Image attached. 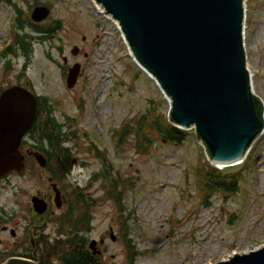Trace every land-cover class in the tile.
Here are the masks:
<instances>
[{
    "label": "rangeland",
    "instance_id": "374dc122",
    "mask_svg": "<svg viewBox=\"0 0 264 264\" xmlns=\"http://www.w3.org/2000/svg\"><path fill=\"white\" fill-rule=\"evenodd\" d=\"M11 4H0V89L30 86L36 96L48 100L76 161L62 188L70 194L78 187L88 201L93 200L88 238L89 243L96 242L101 264H127L126 240L138 253L134 264H216L264 243V131L247 155L253 160L242 171L239 191L226 198L215 194L210 205H201L192 168L198 158L207 159L193 131L182 145L166 144L153 133L146 154L136 151L131 136L127 143L117 144L122 126L135 127L143 116L146 123L157 114L167 117L170 110L156 83L135 64L118 27L99 14L92 0H11ZM14 6L31 23L32 9L46 6L48 19L35 24L62 23V29L45 41L35 40L26 29L31 36L28 59L13 42ZM244 9L246 67L264 118V0H245ZM8 47L13 55L6 54ZM74 47L79 49L76 57L70 54ZM62 58L83 66L72 89L66 87ZM97 151L106 153L113 173L134 184L123 196L122 214L112 200L103 199L101 180L92 181L103 168ZM35 163L23 177H11L15 187L0 186V209L14 206L17 189L26 217L31 196L51 191L48 173ZM58 212L61 215L63 209ZM45 226V232L52 234L53 221ZM0 239L12 242L1 231Z\"/></svg>",
    "mask_w": 264,
    "mask_h": 264
},
{
    "label": "water",
    "instance_id": "95a60500",
    "mask_svg": "<svg viewBox=\"0 0 264 264\" xmlns=\"http://www.w3.org/2000/svg\"><path fill=\"white\" fill-rule=\"evenodd\" d=\"M94 1L118 23L134 60L169 99L170 124L194 129L211 164L242 162L264 131L263 104L252 91L246 67L245 0ZM49 14L47 7L37 6L30 20L41 23ZM78 51L74 47L70 54L75 56ZM80 69L75 64L67 71L68 89L75 86ZM37 105L36 96L22 86H10L0 93V179L24 169L19 147L36 120ZM33 157L42 169L46 167L41 153ZM52 190L59 209L60 192L55 184ZM31 204L37 214L47 211V203L39 197H33ZM110 238L115 241L112 231ZM89 249L99 253L94 240ZM255 249L216 264H264V243ZM2 264L37 263L10 258Z\"/></svg>",
    "mask_w": 264,
    "mask_h": 264
},
{
    "label": "trees",
    "instance_id": "16d2710c",
    "mask_svg": "<svg viewBox=\"0 0 264 264\" xmlns=\"http://www.w3.org/2000/svg\"><path fill=\"white\" fill-rule=\"evenodd\" d=\"M11 4V0H0V4ZM32 6L29 7L31 9ZM14 22L16 32L13 34V42L18 51L22 52L24 58L28 59L31 53V36L25 33L26 29L34 34L35 40L45 41L62 29L60 20L43 25H36L29 21L28 16L14 6ZM13 55L12 47L6 49V54ZM7 62L6 70L8 69ZM2 91V89H0ZM143 116L136 121L135 127L124 125L117 133V144L127 143L129 137L135 139V149L140 154H146L150 146V136L155 133L157 137L169 145H182L187 141L190 131H184L171 125L165 116L157 114L146 123ZM33 141L34 148L48 158L46 171L52 182L62 185L64 178L71 169V152L67 146L69 139L64 133L63 126L53 117V110L48 100L44 97L38 98L37 119L28 133ZM103 162L102 170L94 174L92 181L98 179L102 183L103 199L112 200L120 214L123 213L122 200L125 192L132 189L134 184L123 179L120 174H115L107 165L108 159L105 152H96ZM251 155V152H250ZM239 165L237 170L232 166L218 169L212 166L204 157L198 158L192 168L194 176V187L197 190L199 203L205 207L210 205V199L215 194H221L225 198L235 195L240 189L242 171L247 170L248 164L253 160L251 156ZM92 202L87 200L84 193L76 189L69 195L66 208L63 213L54 219L41 221L43 228L48 221H53L54 230L50 240H43L41 250L37 258L33 259L37 264H101L97 255H93L89 248L88 235L92 230L91 208ZM44 224V225H43ZM127 264H134L138 253L131 240H126Z\"/></svg>",
    "mask_w": 264,
    "mask_h": 264
},
{
    "label": "flooded vegetation",
    "instance_id": "af4514ba",
    "mask_svg": "<svg viewBox=\"0 0 264 264\" xmlns=\"http://www.w3.org/2000/svg\"><path fill=\"white\" fill-rule=\"evenodd\" d=\"M78 55H79V51L76 56ZM87 56L88 55L86 53H83V57L85 59L87 58ZM74 64H79V63L74 62L73 64H70L69 60L66 58V62L64 63V65L61 66L62 71L64 73H67L69 68L73 66ZM80 66H81V71H80L78 80L81 78L82 69H83L82 64H80ZM19 150L21 154L24 156V169L21 171V173H17L13 171L9 173L8 175L4 176L3 178H1L0 186H2L3 188L7 186L13 187L14 184H12L11 177L12 176L23 177L27 171H30V163H35V160L33 157L34 153L36 152L41 153L36 148H34V143L28 136L25 137L24 141H22ZM41 154L44 156L48 164L47 156L44 155L43 153ZM70 161H71V169L68 175L71 173L72 168H74L76 165L75 164L76 161L73 158H71ZM42 171L47 172L46 168L42 169ZM66 177L64 178L63 181H65ZM48 182L50 183L51 191L48 193H41L39 191H36L35 195L31 196L30 206L28 204V208L26 210V217H24V208L21 205L20 201L17 199V196L19 195L17 192V189L15 190L13 194L14 206L11 208H1L0 209V231L3 233H8L12 239L11 243H7V241L0 239V264L3 261L11 257H22L26 259H35L37 258L38 252L41 250L42 245H44L43 240L46 241L52 238V234L51 233L47 234L45 232L46 228H43V226L41 225V221H44L46 217L42 215V218H41L40 215L37 214L32 209L31 200L33 197H39L40 199H43L48 204L47 211L49 212V219H54L59 215V212H58L59 210L61 209L64 210L66 208L68 197L69 195L73 193V191L70 194H66L65 190L62 188V185L60 184L57 185V188L60 191V197L62 201V206L61 208L58 209L53 205V199H54L55 194L52 190V181L49 176H48ZM64 184L67 185V182H65ZM76 190H79L78 187L76 188ZM19 192H21V190ZM91 202L93 203V200H91ZM97 256H100V255L97 254Z\"/></svg>",
    "mask_w": 264,
    "mask_h": 264
},
{
    "label": "bare ground",
    "instance_id": "6f19581e",
    "mask_svg": "<svg viewBox=\"0 0 264 264\" xmlns=\"http://www.w3.org/2000/svg\"><path fill=\"white\" fill-rule=\"evenodd\" d=\"M118 27V26H117ZM130 52V51H129ZM130 55H131V53H130ZM131 57H132V59L134 60V58H133V56L131 55ZM134 62H135V64L152 80V81H154L138 64H137V62L134 60ZM155 82V81H154Z\"/></svg>",
    "mask_w": 264,
    "mask_h": 264
}]
</instances>
